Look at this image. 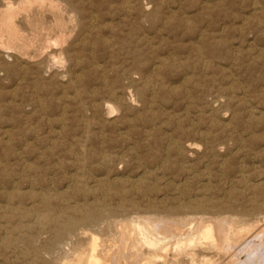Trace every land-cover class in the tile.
Segmentation results:
<instances>
[{"label":"rangeland","instance_id":"374dc122","mask_svg":"<svg viewBox=\"0 0 264 264\" xmlns=\"http://www.w3.org/2000/svg\"><path fill=\"white\" fill-rule=\"evenodd\" d=\"M68 1L69 0H57V3L64 9L65 17L68 20L69 25L66 29L65 41L61 42L62 47L60 46L61 43H59L60 45H53V53L51 56H33L28 59L29 61L27 60V63L23 60L16 63V61L12 57H9L5 54L7 56L6 57L0 51L2 53H0V206L2 205L0 207V211L1 208H4V210H2V214L5 212H9L6 210H10V212L7 214L15 215L12 223L14 230L16 226L22 223L21 226H25L23 228V234H26V232L30 235L37 234L39 231L37 232L36 228L31 229L27 225L31 226L33 222V209L39 207L38 209L42 210L41 204L43 203V205H45L46 203V205L59 211L60 206H67L69 204L75 205L76 203H81L82 201H84V199L93 202L94 200L97 201V198L99 199L103 197L106 200L109 199V202L112 201V203H115L118 202V199L120 198V193L118 194L117 192L123 190L128 191L124 194L125 198L134 197L135 199H139V196L141 195H139L137 192L140 188L154 189L155 191L152 190L151 195H156V193H158L160 196H162L165 192H169V195H175L176 192H178V190L181 188H190L192 189V191L199 190V192L208 191V188H211L215 190L218 195L224 196V194H227L230 188L234 189V194H241L240 197L245 194L244 196H247V198L253 195L257 186H262V188H264V167H262L264 166V54H262L264 53V0L263 2L262 0ZM255 1L258 3H256ZM203 3H205L204 6ZM73 6L74 9H76V12L74 11ZM203 7L206 9H203ZM77 9L79 10V12L77 11ZM261 9L263 11H261ZM80 15L82 17H80ZM49 16L50 15L48 14V18L46 20H39L38 18L33 19V24L40 22L41 26H48L49 24H51V18ZM32 17L34 18V14ZM70 17L72 19H70ZM92 19H95L94 22ZM35 20H37V22ZM255 20L257 22H255ZM261 20L263 21V23H261ZM18 21H21L20 23H23L24 28L26 27L30 29V26H28V24L26 25V22L24 20L18 19ZM112 29H114V31ZM205 32H207L208 34ZM157 33H159L160 35H158ZM74 45H76L77 47H75ZM171 48L174 49L172 50ZM138 49L141 52L138 51ZM64 51L66 54H64ZM61 54L64 56L63 58ZM75 54L76 56H74ZM259 54H261L259 57L260 59H258ZM53 55L56 56V58L58 56V59L54 58ZM251 56L252 58H250ZM44 57L45 59H43ZM60 58H62L63 60ZM204 58L206 59L204 60ZM67 59L69 62L67 61ZM159 59L161 61H158ZM252 59H257L255 61V64ZM203 60L204 63H202ZM70 63L71 66L69 67ZM144 63L145 65L147 64L145 67H143ZM183 63L185 64L183 65ZM154 65L159 66L158 68H156ZM188 65H190L191 67ZM20 66H24L23 69ZM203 66L205 67L203 68ZM42 68L44 70H42ZM158 69L160 71H158ZM231 69L232 71H230ZM25 70L29 71L26 72ZM136 74H138L140 77ZM182 78H185L186 80H183ZM58 79L59 81H57ZM104 79H106L107 82ZM252 83L254 84L251 85ZM174 85L177 88H175ZM160 87L163 88L161 89ZM243 87L246 88L243 89ZM171 88L174 90H172ZM64 89L66 91H64ZM127 89H129V93L127 92ZM182 89H184L183 93ZM188 90L190 91V93L188 92ZM132 92L135 93L132 94ZM137 92L140 96H142L140 99L139 95L136 94ZM63 93L67 96H65ZM191 94L193 96H191ZM244 94L248 99L245 98ZM90 95L91 97H89ZM134 95H137L138 98ZM111 96H113V98ZM156 97H158V99ZM147 98H149L150 100ZM38 99H40L41 101ZM76 99H78V101ZM132 99L135 100H133L132 103L130 102L128 104L127 101H130ZM228 99H230L233 103L231 101L230 103ZM123 100L127 102V105L124 104L125 106H120L118 104V101ZM137 100H139V102ZM167 101H169V103ZM107 102H111V104L114 103L115 106H118L113 111L114 113L106 108L105 105L107 104ZM237 104H239L240 107H238ZM92 105L94 107H92ZM153 105L154 108L152 109ZM185 105L187 107L186 109L184 107ZM149 106L152 107L150 108ZM138 107L140 108L138 109ZM250 107L251 110H253L252 112L250 110ZM94 108L97 110H95ZM99 108L102 110H99ZM186 111L190 112V114ZM209 111H211V114L209 113ZM261 112L263 116L261 115ZM155 113L156 115H154ZM176 117H178L182 122L179 121V119ZM111 118L113 120L110 121ZM115 120L117 122H115ZM239 120H241L242 122ZM192 121L198 122L196 124H193L194 122L192 123ZM213 123L215 126L213 125ZM197 124L198 126H196ZM178 125H181V127ZM216 127H218L219 129L217 128L216 130ZM60 128L61 135L59 134ZM139 129L142 131H140ZM199 130L201 133L204 131V133H202L201 135V133L198 132ZM232 131L233 133H231ZM88 132H90V134ZM255 132L258 135H256ZM241 133H244V135ZM215 134H217L218 136ZM251 134L252 136H250ZM167 135H169V137ZM199 136L200 138H198ZM169 138L172 140V142ZM239 140L240 142H242L240 143ZM189 141L192 143H190ZM102 143L104 146L102 145ZM177 143L185 147L188 144H192L193 148L191 150L185 151V153H183L182 155L177 154L175 148V144ZM171 144L172 146L171 148H169ZM234 146L235 148H232ZM234 150L236 151L235 154ZM84 151L86 153H84ZM212 151L215 155L211 153ZM69 152L72 158H70V156L68 155ZM75 152L79 154L77 155L75 154ZM134 152L136 153V155ZM168 153H170V155H168ZM83 154H86L87 156ZM104 154H106L105 157ZM75 155H77V157H80L77 158ZM165 155H167L168 157ZM111 156H113L114 158ZM74 157H76V159ZM97 157H99V159H102L98 161ZM229 157H231V159ZM254 157L255 159H253ZM121 158H123V160ZM128 158L130 162L128 161ZM164 160L167 162V165H164ZM3 161L6 164L3 163ZM100 161L105 163L107 166L105 164H102ZM153 162L155 164H153ZM58 163L61 167L58 165ZM111 163H114V165L112 166ZM189 163H191L192 165L190 166ZM244 163L247 165H245ZM33 164L36 166L34 167ZM66 164L69 166V168L65 166ZM101 164L104 166H102ZM219 164H222L223 167L219 168ZM241 164H244L245 166H242ZM57 165L59 168L57 167ZM100 165L104 169L102 167H99ZM26 166L28 168H26ZM109 166H111L112 168ZM144 166L147 170H145V172ZM258 167L261 168L260 171ZM186 168H188L189 170ZM111 170H113V172ZM88 171H90V173ZM241 172H244L242 176ZM245 173L247 176H245ZM72 174H74L75 176ZM81 174L85 178H82ZM87 174L88 176H86ZM157 174L159 178L157 177ZM103 175H105L104 177L107 180L104 179ZM153 175L156 177H154ZM15 177H17V179H15ZM31 177H33L34 179L36 178V181H33V178L32 180H30ZM71 177H73V179ZM244 177L247 179H245ZM167 178L170 180V182ZM5 179L8 181H6ZM127 179H129V181ZM181 179L182 181H187L186 183L188 184H184L185 182L183 183ZM148 180L150 182H148ZM12 182H14V187L12 185ZM38 182L39 184H37ZM70 182L74 185H71ZM103 182L105 183L103 184ZM134 182H136V184ZM203 182L207 184L203 186ZM32 183H34V185ZM233 183H235L237 186L235 184L232 185ZM101 184H103V186ZM157 184L159 185V187ZM32 185L34 187H32ZM98 185L101 187L99 188ZM171 185L172 187H170ZM178 185H182V187ZM189 185L191 186L189 187ZM207 185H209V187ZM118 186H120L121 189ZM133 186L135 188H132ZM174 186L178 189H173ZM83 188H85V190ZM92 188L93 190L91 191ZM29 189H33L34 194H31L32 191H30ZM55 189L57 192L55 191ZM62 189H64V191H62ZM251 189L253 190V192ZM22 190L23 193L21 192ZM66 190H68V192ZM94 190L98 193L95 194L96 192ZM103 190L107 193H105ZM109 190L110 192H108ZM47 191H51L49 192L50 194L47 193ZM133 191L135 192V194ZM60 192L64 193L61 194ZM17 193H19L20 195ZM41 196H43V198H46L45 202H42L43 199L41 198ZM92 197H94L95 199ZM7 198H9L10 200H8ZM33 203L36 204V206L34 205L31 207ZM241 203H244L243 205L246 204L243 200ZM8 204L9 206H7ZM12 204L14 209L12 208ZM28 205L29 207L27 208ZM7 207L10 208L6 209ZM11 210H13V212H11ZM23 211H25L27 216H20ZM1 218L2 217H0V226H5L6 224H8L5 221L4 217L2 219ZM4 226L0 228L1 239L3 238L4 230H2V228H4ZM14 230L13 232L15 233ZM47 230H49V233L48 231H45V229L44 231H42L43 233L40 232L41 236H39L40 238L38 237L39 240L37 244H40V242L42 243V241L52 235L50 231L51 229ZM11 235L13 234L11 233ZM17 235L18 233H15V236ZM1 243H3L2 245L4 247L1 245ZM1 243V264H13V261L14 264L31 263V259L29 260V258H26L21 253L22 246L20 244H14L12 241L8 242L10 247H12L10 251V248H7V246L5 245L7 244V242ZM12 249L15 250L13 251ZM14 252L16 254H14ZM4 261L5 263H3Z\"/></svg>","mask_w":264,"mask_h":264},{"label":"bare ground","instance_id":"6f19581e","mask_svg":"<svg viewBox=\"0 0 264 264\" xmlns=\"http://www.w3.org/2000/svg\"><path fill=\"white\" fill-rule=\"evenodd\" d=\"M67 1V0H64ZM71 1V0H69ZM68 1V2H69ZM83 1V0H82ZM253 1V0H252ZM256 2V1H255ZM263 2V0H262ZM253 3V2H252ZM258 3V2H256ZM77 4V3H76ZM75 4V5H76ZM162 4V3H161ZM168 4V3H167ZM205 3H203L204 6ZM71 5V4H70ZM207 5V4H206ZM258 5V4H257ZM261 5V4H260ZM259 5V6H260ZM167 6V5H166ZM0 51L5 55L12 57L16 63L18 61H26L33 56H51L53 53V45H58L59 43L65 41L66 29L68 27V20L65 17L64 9L57 3V0H0ZM148 7V6H147ZM262 7V6H261ZM264 7V6H263ZM72 8V7H71ZM255 8V7H254ZM74 9V6H73ZM201 9V8H200ZM203 9H206L203 7ZM257 9V8H256ZM76 9H74L75 11ZM92 10V9H91ZM147 10V9H146ZM153 10V9H152ZM255 10V9H254ZM260 10V9H259ZM79 12V10L77 9ZM204 11V10H202ZM261 11H263L261 9ZM76 12V11H75ZM84 12V11H83ZM148 12V11H147ZM255 12V11H253ZM74 13V12H73ZM86 13V12H85ZM84 13V14H85ZM34 14V18L32 17ZM49 17L51 18V24L48 26H41L40 22L37 20H46ZM80 14V13H78ZM82 14V13H81ZM143 14V13H142ZM255 14V13H253ZM258 14V13H257ZM264 14V13H263ZM95 16V15H94ZM171 16V15H170ZM173 16V15H172ZM252 16V15H251ZM80 17H82L80 15ZM143 17V15H142ZM174 17V16H173ZM184 17V16H183ZM37 23L33 24L34 20ZM84 18V17H83ZM92 18V17H91ZM159 18V16H158ZM178 18V17H177ZM181 18V17H179ZM233 18V17H232ZM248 18V17H247ZM250 18V17H249ZM20 20H24L26 25L30 26L29 28H24L23 23H20ZM70 19H72L70 17ZM96 19V18H95ZM94 19V20H95ZM164 19V18H163ZM175 19V18H174ZM186 19V18H184ZM260 19V18H259ZM85 20V19H84ZM83 20V21H84ZM93 20V19H92ZM91 20V21H92ZM93 20V22H94ZM170 20V19H167ZM180 20V19H178ZM183 20V19H182ZM73 21V20H72ZM151 21V20H150ZM153 21V20H152ZM262 21V20H261ZM70 22V21H69ZM88 22V21H86ZM166 22V20H165ZM186 22V21H185ZM239 22V21H238ZM245 22V21H244ZM254 22V21H253ZM255 22H257L255 20ZM155 23V22H154ZM184 23V22H183ZM263 23V21L261 22ZM260 23V24H261ZM81 24V23H80ZM91 24V23H90ZM94 24V23H93ZM212 24V23H211ZM86 25V24H85ZM163 25V24H162ZM100 26V25H99ZM241 26V25H240ZM95 27V26H94ZM82 28V27H81ZM80 28V29H81ZM86 28V27H85ZM92 28V27H91ZM114 28V27H113ZM224 28V27H223ZM79 29V30H80ZM93 29V28H92ZM96 29V28H95ZM100 29V28H98ZM90 30V29H89ZM114 31V29H112ZM206 30V29H205ZM204 30V31H205ZM223 30V29H222ZM159 31V29H158ZM224 31V30H223ZM226 31V30H225ZM80 32V31H79ZM91 32V31H90ZM87 33V32H86ZM201 33V32H200ZM207 33V32H205ZM204 33V34H205ZM160 35L159 33H157ZM208 34V33H207ZM242 34V33H241ZM240 34V35H241ZM253 34V33H252ZM87 35V34H86ZM130 35V34H129ZM133 35V34H132ZM146 35V34H145ZM156 35V34H155ZM226 35V34H225ZM251 35V34H250ZM68 36V35H67ZM70 36V35H69ZM134 36V35H133ZM152 36V35H151ZM154 36V35H153ZM248 36V35H247ZM216 37V36H215ZM234 37V36H233ZM106 38V37H104ZM196 38V37H195ZM200 38V37H199ZM214 38V37H213ZM144 39V38H143ZM205 39V38H204ZM228 39V38H227ZM109 40V39H106ZM135 40V37H134ZM149 40V39H147ZM202 40V39H201ZM87 41V40H86ZM203 41V40H202ZM217 41V40H216ZM220 41V40H219ZM243 41V40H242ZM241 41V42H242ZM253 41V40H252ZM91 42V41H90ZM112 42V41H111ZM153 42V41H152ZM171 42V41H170ZM192 42V41H191ZM218 42V41H217ZM251 42V41H250ZM113 43V42H112ZM140 43V42H139ZM163 43V42H162ZM222 43V41H221ZM78 44V43H77ZM91 44V43H90ZM89 44V45H90ZM146 44V43H145ZM151 44V43H150ZM60 45V44H59ZM109 45V44H108ZM114 45V44H113ZM188 45V44H187ZM193 45V44H192ZM200 45V44H198ZM62 47V43L60 45ZM64 46V44H63ZM77 47L76 45H74ZM153 46V45H152ZM151 46V47H152ZM227 46V45H226ZM252 46V45H251ZM59 47V46H57ZM110 47V46H109ZM115 47V46H114ZM162 47V46H161ZM199 47V46H197ZM250 47V46H249ZM68 48V47H67ZM66 48V50H67ZM195 48V46H194ZM254 48V47H253ZM65 49V47H64ZM78 49V48H77ZM116 49V48H115ZM114 49V50H115ZM169 49V48H167ZM172 49V48H171ZM174 49V48H173ZM172 49V50H173ZM201 49V48H200ZM204 49V48H203ZM241 49V48H240ZM250 49V48H249ZM57 50V49H54ZM192 50V48H191ZM60 51V50H59ZM83 51V50H82ZM138 51H140L138 49ZM170 51V50H169ZM228 51V50H227ZM0 52V53H1ZM58 52V51H57ZM86 52V51H85ZM141 52V51H140ZM143 52V51H142ZM172 52V51H171ZM175 52V51H174ZM1 53V54H2ZM198 53V52H197ZM200 53V52H199ZM64 54L65 51H64ZM139 54V53H138ZM142 54V53H141ZM176 54V53H175ZM206 54V53H205ZM204 54V56H205ZM235 54V53H234ZM264 54V53H262ZM5 55V56H6ZM55 55V54H54ZM53 55V56H54ZM91 55V54H90ZM193 55V54H192ZM200 55V54H199ZM202 55V54H201ZM228 55V54H227ZM230 55V54H229ZM237 55V54H236ZM255 55V54H254ZM261 54H259L258 59H260ZM6 56V57H7ZM62 58L64 57L61 54ZM67 56V55H66ZM76 56V54L74 55ZM113 56V54H112ZM111 56V57H112ZM141 56V55H140ZM207 56V55H206ZM60 57V56H59ZM192 57V56H191ZM256 57V56H255ZM56 58V56H54ZM60 58V59H62ZM130 58V57H129ZM161 58V57H160ZM176 58V57H175ZM229 58V57H228ZM252 58V56L250 57ZM7 59V58H6ZM45 59V57L43 58ZM58 59V56L57 58ZM59 59V60H60ZM133 59V58H132ZM131 59V60H132ZM142 59V58H141ZM140 59V60H141ZM166 59V58H165ZM206 58H204L205 60ZM227 59V57H226ZM63 60V59H62ZM65 60V59H64ZM85 60V59H84ZM126 60V59H125ZM130 60V59H129ZM177 60V59H175ZM204 60L202 63H204ZM210 60V59H209ZM229 60V59H228ZM253 60V59H252ZM257 59L253 60L254 64ZM13 61V60H12ZM29 61V60H28ZM39 61V60H38ZM42 61V60H41ZM56 61V60H55ZM68 61V59H67ZM158 61H161L160 59ZM166 61V60H165ZM164 61V62H165ZM261 61V60H260ZM4 62V61H3ZM66 62V61H65ZM69 62V61H68ZM72 62V61H71ZM80 62V61H79ZM78 62V63H79ZM190 62V61H189ZM200 62V61H199ZM206 62V61H205ZM105 63V62H104ZM147 63V62H146ZM210 63V61H209ZM235 63V62H233ZM31 64V63H29ZM34 64V63H33ZM40 64V63H38ZM37 64V66H38ZM64 64V63H63ZM68 64V63H66ZM65 64V66H66ZM80 64V63H79ZM130 64V63H129ZM149 64V63H148ZM156 64V63H155ZM177 64V63H176ZM185 63H183L184 65ZM11 65V64H10ZM20 65V64H19ZM22 65V63H21ZM57 65V64H56ZM98 65V64H97ZM141 65V64H140ZM139 65V66H140ZM147 65V64H146ZM144 63V66H146ZM160 65V63H159ZM159 65H154L158 68ZM171 65V64H170ZM195 65V64H193ZM215 65V64H214ZM235 65V64H234ZM9 66V65H8ZM71 66V63L69 67ZM153 66V67H154ZM190 66V65H188ZM201 66V65H200ZM255 66V65H254ZM23 67L24 66H20ZM78 67V66H77ZM150 67V66H149ZM191 67V66H190ZM198 67V65H197ZM205 66H203L204 68ZM228 67V66H227ZM231 67V66H230ZM28 68V67H26ZM68 68V67H67ZM130 68V67H129ZM162 68V67H161ZM196 68V67H195ZM25 69V68H24ZM32 69V68H30ZM49 69V68H48ZM73 69V68H72ZM155 69V68H153ZM206 69V68H205ZM204 69V70H205ZM42 70H44L42 68ZM74 70V69H73ZM121 70V69H120ZM132 70V69H131ZM162 70V69H161ZM190 70V69H189ZM199 70V69H197ZM26 72L29 70H25ZM58 71V70H57ZM63 71V70H62ZM61 71V73H62ZM81 71V70H80ZM155 71V70H153ZM158 71H160L158 69ZM223 71V69H222ZM232 71V69L230 70ZM3 72V71H2ZM23 72V70H22ZM31 72V71H30ZM56 72V71H55ZM157 72V71H155ZM215 72V71H214ZM44 73V72H43ZM69 73V72H68ZM67 73V74H68ZM134 73V72H133ZM132 73V74H133ZM193 73V72H192ZM229 73V71H228ZM22 74V73H21ZM34 74V73H33ZM54 74V73H53ZM131 74V73H129ZM152 74V73H151ZM150 74V75H151ZM186 74V73H185ZM184 74V75H185ZM188 74V73H187ZM194 74V73H193ZM201 74V73H200ZM234 74V73H233ZM232 74V75H233ZM12 75V74H11ZM55 75V74H54ZM61 75V74H60ZM64 75V73H63ZM78 75V74H77ZM83 75V74H82ZM134 75V74H133ZM139 76L138 74H136ZM153 75V74H152ZM46 76V74H45ZM49 76V75H48ZM52 76V75H51ZM56 76V75H55ZM54 76V77H55ZM80 76V75H79ZM132 76V75H131ZM130 76V77H131ZM135 76V75H134ZM212 76V75H211ZM230 76V75H228ZM262 76V75H261ZM260 76V77H261ZM75 77V76H74ZM140 77V76H139ZM152 77V76H151ZM185 77V76H183ZM81 78V77H80ZM149 78V75H148ZM155 78V77H154ZM190 78V77H189ZM263 78V77H262ZM39 79V78H38ZM140 79V78H139ZM183 79V78H182ZM185 79V78H184ZM183 79V80H184ZM209 79V78H208ZM206 79V80H208ZM240 79V78H239ZM21 80V79H20ZM61 80V79H60ZM77 80V79H76ZM82 80V79H81ZM106 80V79H104ZM112 80V79H111ZM137 80V78H136ZM175 80V79H173ZM186 80V79H185ZM213 80V79H212ZM238 80V79H236ZM255 80V79H254ZM59 81V79L57 80ZM64 81V80H63ZM166 81V80H165ZM71 82V81H70ZM69 82V83H70ZM105 82V81H104ZM107 82V80H106ZM124 82V81H123ZM187 82V81H185ZM259 82V81H257ZM64 83V82H63ZM60 83V84H63ZM66 83V82H65ZM80 83V82H79ZM154 83V82H153ZM173 83V82H172ZM184 83V82H183ZM182 83V84H183ZM105 84V83H104ZM108 84V83H107ZM118 84V83H117ZM126 84V82H125ZM180 84V83H179ZM195 84V83H194ZM209 84V83H208ZM242 84V83H240ZM252 83L251 85H253ZM257 84V83H256ZM75 85V84H74ZM77 85V84H76ZM109 85V84H108ZM120 85V84H119ZM135 85V84H134ZM138 85V84H137ZM151 85V84H150ZM154 85V84H153ZM178 85V84H177ZM232 85V84H231ZM264 85V84H263ZM66 86V85H65ZM118 86V85H117ZM156 86V84H155ZM153 86V87H155ZM245 86V85H244ZM262 86V85H261ZM63 87V86H62ZM134 87V86H133ZM151 87V86H150ZM164 87V84H163ZM162 87V88H163ZM175 87V85H174ZM173 87V88H174ZM247 87V85H246ZM246 87H243L246 88ZM101 88V87H100ZM124 88V87H123ZM122 88V89H123ZM161 88V87H160ZM161 88V89H162ZM177 88V87H175ZM241 88V87H240ZM251 88V87H250ZM67 89V88H66ZM109 89V88H108ZM107 89V90H108ZM112 89V88H111ZM153 89V88H152ZM172 89V88H171ZM242 89V90H243ZM129 89H127L128 92ZM134 90V89H133ZM154 90V89H153ZM174 90V89H172ZM177 90V89H176ZM182 89V93H183ZM255 90V89H253ZM260 90V89H259ZM262 90V89H261ZM64 91H66L64 89ZM79 91V90H78ZM234 91V90H233ZM77 92V90H76ZM75 92V93H76ZM156 92V91H154ZM172 92V91H171ZM175 92V91H174ZM190 93V91L188 90ZM187 92V93H188ZM40 93V92H39ZM65 93V92H64ZM63 93V94H64ZM71 93V92H70ZM126 93V92H125ZM129 93V92H128ZM135 92H132L134 94ZM173 93V92H172ZM171 93V94H172ZM176 93V92H175ZM185 93V94H187ZM66 94V93H65ZM64 94V95H65ZM68 94V93H67ZM118 94V93H117ZM139 95V93H136ZM153 94V93H151ZM179 94V93H178ZM226 94V93H225ZM229 94V93H228ZM73 95V94H72ZM134 95V96H137ZM173 95V94H172ZM242 95V94H241ZM67 96V95H65ZM69 96V95H68ZM131 96V95H130ZM191 96H193L191 94ZM190 96V100H191ZM227 96V95H226ZM245 96V94H244ZM91 97V95L89 96ZM113 98V96H111ZM110 97V98H111ZM119 97V96H118ZM129 97V96H127ZM142 96L139 95V99ZM172 97V96H171ZM186 97V96H185ZM225 97V96H224ZM70 98V97H68ZM75 98V97H74ZM124 98V97H123ZM133 98V96H132ZM138 98V96H137ZM153 98V97H152ZM158 99V97H156ZM246 98V96H245ZM41 99V98H40ZM38 99V100H40ZM81 99V97H80ZM99 99V98H97ZM121 99V98H120ZM131 99V98H129ZM149 99V98H147ZM156 99V100H157ZM243 99V98H242ZM248 99V98H246ZM255 99V98H254ZM78 101V99H76ZM132 99L127 101L128 104L133 102ZM150 100V99H149ZM188 100V99H187ZM229 102L231 101L228 99ZM41 101V100H40ZM43 101V100H42ZM88 101V100H87ZM139 102V100H137ZM143 101V100H142ZM154 101V100H153ZM76 102V101H75ZM100 102V101H98ZM126 101H118L120 106L126 104ZM155 102V101H154ZM169 103V101H167ZM213 102V101H212ZM232 102V101H231ZM230 102V103H231ZM247 102V101H246ZM251 102V101H250ZM257 102V101H256ZM39 103V102H38ZM41 103V102H40ZM88 103V102H87ZM103 103V102H102ZM101 103V104H102ZM105 103V102H104ZM144 103V102H143ZM167 103V104H168ZM175 103V102H174ZM192 103V102H191ZM189 103V104H191ZM233 103V102H232ZM235 103V102H234ZM249 103V102H248ZM42 104V103H41ZM92 104V103H91ZM116 104V103H115ZM146 104V103H145ZM151 104V103H150ZM155 104V103H154ZM159 104V103H158ZM166 104V103H165ZM251 104V103H250ZM69 105V104H68ZM84 105V104H83ZM96 105V104H95ZM135 105V104H134ZM228 105V104H227ZM238 107L239 104H237ZM77 106V105H76ZM87 106V105H86ZM98 106V105H97ZM106 108L113 112L117 105L114 103L107 102L105 105ZM125 106V105H124ZM142 106V104H141ZM145 106V105H144ZM162 106V105H161ZM196 106V105H195ZM249 106V105H248ZM65 107V106H64ZM63 107V108H64ZM78 107V106H77ZM92 107H94L92 105ZM130 107V106H129ZM134 107V106H133ZM150 107V106H149ZM152 107V106H151ZM150 107V108H151ZM163 107V106H162ZM166 107V106H165ZM187 108L186 105L184 106ZM231 107V106H229ZM89 108V106H88ZM96 108V107H95ZM94 108V109H95ZM121 108V107H120ZM123 108V107H122ZM140 107H138L139 109ZM154 108V105L152 109ZM175 108V107H174ZM215 108V107H214ZM92 109V108H91ZM125 109V108H124ZM129 109V108H128ZM189 109V108H188ZM239 109V108H238ZM83 110V109H82ZM97 110V109H95ZM99 110H102L99 108ZM142 110V108H141ZM163 110V109H162ZM251 110V107H250ZM262 110V109H261ZM93 111V110H92ZM118 111V109H117ZM168 111V110H166ZM200 111V110H199ZM202 111V110H201ZM217 111V110H216ZM253 110H251L252 112ZM96 112V111H95ZM99 112V111H98ZM162 112V111H161ZM188 112V111H186ZM193 112V111H192ZM211 111H209L210 113ZM223 112V111H222ZM228 112V111H227ZM226 112V113H227ZM250 112V111H249ZM250 112V113H251ZM88 113V112H87ZM86 113V114H87ZM110 113V112H109ZM114 113V112H113ZM119 113V111H118ZM128 113V112H127ZM164 113V111H163ZM166 113V112H165ZM190 114V112H188ZM198 113V112H197ZM196 113V114H197ZM207 113V112H206ZM224 113V112H223ZM222 113V114H223ZM238 113V112H237ZM240 113V112H239ZM244 113V112H243ZM102 114V113H101ZM126 114V113H125ZM140 114V113H139ZM158 114V113H157ZM178 114V113H177ZM194 114V113H193ZM208 114V113H207ZM211 114V113H210ZM257 114V113H256ZM97 115V114H96ZM114 115V114H113ZM129 115V114H128ZM127 115V116H128ZM156 115V113L154 114ZM203 115V113H202ZM261 115L263 116L262 112ZM98 116V115H97ZM111 116V115H109ZM132 116V115H131ZM185 116V115H184ZM190 116V115H189ZM188 116V117H189ZM192 116V115H191ZM234 116V114H233ZM258 116V115H256ZM99 117V116H98ZM114 117V116H113ZM117 117V116H115ZM146 117V116H145ZM144 117V118H145ZM170 117V116H169ZM209 117V116H208ZM121 118V117H120ZM136 118V117H135ZM178 118V117H176ZM191 118V117H190ZM200 118V116H199ZM213 118V117H212ZM218 118V117H217ZM260 118V117H259ZM83 119V118H81ZM86 119V118H85ZM84 119V121H85ZM91 119V118H88ZM129 119V118H128ZM133 119V118H132ZM179 119V118H178ZM219 119V118H218ZM253 119V118H252ZM261 119V118H260ZM259 119V120H260ZM99 120V119H98ZM113 120L112 118L110 121ZM177 120V119H176ZM214 120V119H213ZM220 120V119H219ZM226 120V119H225ZM231 120V118H230ZM88 121V120H87ZM145 121V120H144ZM147 121V119H146ZM159 121V120H158ZM161 121V120H160ZM179 121H181L179 119ZM178 121V123H179ZM209 121V120H208ZM223 121V120H222ZM241 121V120H239ZM247 121V120H246ZM115 122H117L115 120ZM130 122V121H129ZM134 122V121H133ZM177 122V121H176ZM182 122V121H181ZM191 122V119H190ZM194 121H192L193 123ZM198 122V121H197ZM194 122L193 124H196ZM201 122V121H200ZM218 122V120H217ZM220 122V121H219ZM242 122V121H241ZM84 123V122H83ZM87 123V122H85ZM93 123V122H92ZM104 123V122H103ZM102 123V124H103ZM167 123V122H166ZM207 123V122H206ZM249 123V122H248ZM260 123V122H259ZM90 124V123H89ZM135 124V123H133ZM132 124V125H133ZM216 124V123H215ZM231 124V123H230ZM235 124V123H234ZM88 125V124H86ZM95 125V124H94ZM106 125V124H105ZM104 125V126H105ZM214 125V123H213ZM212 125V126H213ZM220 125V123H219ZM224 125V124H222ZM239 125V124H238ZM62 126V125H61ZM64 126V125H63ZM92 126V125H91ZM99 126V125H98ZM130 126V125H129ZM142 126V125H141ZM165 126V125H163ZM170 126V125H169ZM168 126V127H169ZM181 127V125H178ZM198 126V124L196 125ZM195 126V127H196ZM215 126V125H214ZM235 126V125H234ZM257 126V125H256ZM67 127V126H66ZM90 127V126H89ZM107 127V126H106ZM139 127V126H137ZM156 127V126H155ZM154 127V128H155ZM161 127V126H160ZM194 127V128H195ZM201 127V126H200ZM199 127V129H200ZM224 127V126H223ZM233 127V126H232ZM237 127V126H236ZM93 128V127H92ZM121 128V127H119ZM165 128V127H164ZM172 128V127H171ZM197 128V127H196ZM218 127H216L217 130ZM137 129V128H136ZM179 129V128H178ZM177 129V130H178ZM203 129V128H202ZM219 129V128H218ZM243 129V128H242ZM54 130V129H53ZM101 130V129H100ZM140 130V129H139ZM149 130V129H148ZM166 130V129H165ZM187 130V129H186ZM251 130V129H250ZM249 130V131H250ZM63 131V130H62ZM122 131V130H121ZM120 131V132H121ZM124 131V130H123ZM127 131V130H126ZM142 131V130H140ZM156 131V129H155ZM172 131V130H171ZM240 131V130H239ZM9 132V131H8ZM61 128L59 134L61 135ZM99 132V130H98ZM102 132V131H101ZM146 132V131H145ZM164 132V131H163ZM181 132V131H180ZM199 133L200 130L198 131ZM207 132V131H206ZM263 132V131H262ZM90 134V132H88ZM150 133V132H149ZM154 133V132H153ZM171 133V132H170ZM190 133V132H189ZM194 133V132H193ZM198 133V134H199ZM204 133V131L202 132ZM201 133V135H202ZM219 133V132H218ZM217 133V134H218ZM233 133V131L231 132ZM256 133V132H255ZM254 133V134H255ZM83 134V133H82ZM92 134V133H91ZM207 134V133H206ZM209 134V133H208ZM215 134V135H217ZM236 134V133H235ZM244 135V133H241ZM262 134V133H261ZM171 135V134H170ZM211 135V134H210ZM256 135H258L256 133ZM263 135V134H262ZM101 136V135H100ZM145 136V135H144ZM169 137V135H167ZM173 136V135H172ZM186 136V135H185ZM191 136V135H190ZM204 136V134H203ZM213 136V135H212ZM211 136V137H212ZM218 136V135H217ZM216 136V137H217ZM252 136V134L250 135ZM255 136V135H254ZM129 137V136H128ZM163 137V136H162ZM174 137V136H173ZM202 137V136H201ZM234 137V136H233ZM243 137V136H242ZM246 137V135H245ZM263 137V136H262ZM106 138V137H105ZM109 138V137H108ZM184 138V137H183ZM200 138V136L198 137ZM203 138V137H202ZM220 138V135H219ZM222 138V135H221ZM229 138V137H228ZM89 139V138H88ZM87 139V140H88ZM145 139V138H144ZM165 139V138H164ZM170 139V138H169ZM177 139V138H176ZM210 139V138H209ZM216 139V138H215ZM244 139V138H243ZM81 140V138H80ZM83 140V139H82ZM102 140V139H101ZM99 140V141H101ZM105 140V139H103ZM171 140V139H170ZM175 140V139H174ZM190 140V139H189ZM214 140V139H213ZM212 140V141H213ZM217 140V139H216ZM235 140V139H234ZM233 140V141H234ZM246 140V139H245ZM244 140V141H245ZM252 140V139H251ZM64 141V140H63ZM62 141V142H63ZM89 141V140H88ZM93 141V140H92ZM131 141V140H130ZM153 141V140H152ZM191 141V140H190ZM189 141V142H190ZM196 141V140H194ZM207 141V140H206ZM117 142V141H116ZM129 142V141H128ZM165 142V141H164ZM163 142V143H164ZM170 142V141H169ZM172 142V140H171ZM170 142V143H171ZM179 142V141H178ZM185 142V141H184ZM188 142V141H187ZM199 142V141H197ZM210 142V141H209ZM240 142V140H239ZM242 142V141H241ZM240 142V143H241ZM89 143V142H88ZM94 143V142H93ZM115 143V142H114ZM135 143V142H133ZM176 143V141H175ZM180 143V142H179ZM192 143V142H190ZM219 143V142H218ZM233 143V142H232ZM235 143V142H234ZM28 144V143H26ZM30 144V143H29ZM69 144V143H68ZM137 144V143H136ZM135 144V145H136ZM159 144V143H158ZM173 144V143H172ZM172 144L169 148H171ZM201 144V143H200ZM211 144V143H210ZM230 144V143H229ZM255 144V143H254ZM8 145V144H7ZM35 145V144H34ZM73 145V144H72ZM87 145V144H86ZM103 145V143H102ZM114 145V144H113ZM129 145V144H127ZM132 145V144H131ZM204 145V144H203ZM235 145V144H234ZM243 145V144H242ZM241 145V146H242ZM247 145V144H246ZM51 146V145H50ZM69 146V145H68ZM104 146V145H103ZM109 146V145H108ZM112 146V145H111ZM133 146V145H132ZM169 146V145H168ZM174 146V145H173ZM207 146V143H206ZM209 146V145H208ZM226 146V145H225ZM262 146V145H261ZM27 147V146H26ZM84 147V146H83ZM152 147V146H151ZM161 147V146H159ZM53 148V147H52ZM73 148V147H72ZM75 148V147H74ZM85 148V147H84ZM87 148V147H86ZM109 148V147H108ZM136 148V147H135ZM134 148V149H135ZM168 148V149H169ZM177 154H183L187 150L193 148L192 144H188L186 147L180 144H175ZM232 148H235L232 147ZM92 149V148H91ZM204 149V148H203ZM207 149V147H206ZM229 149V148H228ZM86 150V149H85ZM109 150V149H108ZM197 150V149H196ZM225 150V149H224ZM241 150V149H240ZM250 150V149H248ZM22 151V150H21ZM83 151V150H81ZM135 151V150H134ZM145 151V150H144ZM194 151V150H193ZM206 151V150H205ZM211 151V150H210ZM220 151V150H219ZM228 151V150H226ZM235 151V150H234ZM238 151V149H237ZM244 151V150H243ZM247 151V150H246ZM73 152V151H72ZM169 152V151H168ZM191 152V151H190ZM195 152V151H194ZM224 152V151H223ZM20 153V152H19ZM84 153H86L84 151ZM135 153V152H134ZM138 153V152H137ZM211 153L214 154L212 151ZM236 151L234 152V154ZM254 153V152H253ZM263 153V152H262ZM25 154V153H24ZM72 154V153H71ZM75 154H77L75 152ZM79 154V153H78ZM77 154V155H78ZM110 154V153H109ZM127 154V153H126ZM132 154V152H131ZM189 154V153H188ZM223 154V153H222ZM233 154V153H232ZM18 155V154H17ZM70 156V152L68 154ZM77 155H75L77 157ZM81 155V153H80ZM86 155V154H83ZM95 155V153H94ZM97 155V154H96ZM106 154H104L105 157ZM130 155V154H129ZM134 155V154H133ZM136 155V153H135ZM138 155V154H137ZM158 155V154H157ZM170 155V153H168ZM197 155V152H196ZM215 155V154H214ZM213 155V157H214ZM231 155V154H230ZM229 155V156H230ZM246 155V154H245ZM87 156V155H86ZM124 156V155H123ZM122 156V157H123ZM167 156V155H165ZM204 156V155H203ZM19 157V156H18ZM23 157V156H22ZM48 157V156H47ZM76 157H74L76 159ZM78 156L77 158H79ZM103 157V156H100ZM113 157V156H111ZM132 157V156H131ZM135 157V156H134ZM168 157V156H167ZM182 157V156H181ZM184 157V156H183ZM191 157V156H190ZM212 157V156H211ZM258 157V156H257ZM26 158V157H25ZM69 158V157H67ZM72 158V156H70ZM96 158V157H95ZM98 161L102 158L99 159ZM114 158V157H113ZM138 158V157H137ZM160 158V157H159ZM166 158V157H165ZM194 158V157H193ZM231 159V157H229ZM228 158V159H229ZM105 159V158H104ZM123 160V158H121ZM125 159V158H124ZM153 159V158H152ZM212 159V158H210ZM226 159V158H225ZM242 159V158H241ZM255 159V157L253 158ZM30 160V159H29ZM94 160V159H93ZM106 160V159H105ZM167 160V159H166ZM245 160V159H244ZM241 160V161H244ZM82 161V160H81ZM104 161V160H103ZM114 161V160H112ZM129 161V158H128ZM138 161V160H137ZM140 161V159H139ZM150 161V160H149ZM157 161V160H156ZM160 161V160H159ZM165 161V160H164ZM192 161V160H191ZM240 161V162H241ZM67 162V161H65ZM78 162V161H77ZM83 162V161H82ZM96 162V161H95ZM102 164V161H100ZM105 162V161H104ZM111 162V160H110ZM109 162V163H110ZM130 162V161H129ZM155 162V161H154ZM153 162V164H155ZM207 162V161H206ZM225 162V161H224ZM2 163V162H1ZM3 163H5L3 161ZM27 163V162H26ZM29 163V162H28ZM32 163V162H31ZM34 163V162H33ZM79 163V162H78ZM97 163V162H96ZM164 163V162H163ZM167 162L165 161L164 165ZM185 163V162H184ZM188 163V162H187ZM212 163V162H211ZM251 163V162H250ZM255 163V162H254ZM259 163V162H258ZM6 164V163H5ZM19 164V163H18ZM57 164V163H56ZM71 164V163H70ZM101 164V165H102ZM120 164V163H119ZM118 164V165H119ZM124 164V163H123ZM139 164V163H138ZM151 164V163H149ZM179 164V163H178ZM190 166L192 165L189 163ZM239 164V163H238ZM245 164V163H244ZM242 166H245V165ZM30 165V164H29ZM59 165V163H58ZM57 165V167H58ZM72 165V164H71ZM96 165V164H95ZM94 165V166H95ZM99 167H102V166ZM106 165V164H105ZM113 166L114 163H111ZM122 165V163H121ZM126 165V164H125ZM159 165V164H158ZM169 165V164H168ZM206 165V164H205ZM211 165V164H210ZM256 165V164H255ZM259 165V164H258ZM6 166V165H4ZM35 167L36 165L33 164ZM60 166V165H59ZM69 168V166L66 164ZM107 166V165H106ZM250 166V165H249ZM248 166V167H249ZM262 166V165H261ZM61 167V166H60ZM71 167V166H70ZM96 167V166H95ZM111 167V166H109ZM121 167V166H120ZM124 167V166H123ZM138 167V166H135ZM165 167V166H164ZM184 167V166H183ZM193 167V166H192ZM222 168V164H219V168ZM260 167V166H259ZM258 167V168H259ZM264 167V166H262ZM15 168V167H14ZM22 168V167H21ZM26 168H28L26 166ZM59 168V167H58ZM88 168V167H86ZM85 168V170H86ZM103 168V167H102ZM112 168V167H111ZM117 168V167H116ZM145 168V166H144ZM160 168V167H159ZM182 168V165H181ZM194 168V167H193ZM203 168V167H202ZM206 168V166H205ZM210 168V167H209ZM238 168V167H237ZM245 168V167H241ZM253 168V167H252ZM257 168V167H256ZM30 169V168H29ZM28 169V170H29ZM95 169V168H94ZM101 169V168H100ZM99 169V170H100ZM104 169V168H103ZM134 169V168H133ZM154 169V168H153ZM188 169V168H186ZM261 168H259L260 171ZM22 170V169H21ZM84 170V173H85ZM90 170V169H89ZM96 170V169H95ZM146 168L144 169L145 172ZM149 170V169H148ZM152 170V169H151ZM161 170V169H158ZM189 170V169H188ZM208 170V169H207ZM245 170V169H244ZM247 170V169H246ZM258 170V169H257ZM263 170V169H262ZM9 171V170H7ZM110 171V170H109ZM113 172V170H111ZM147 171V170H146ZM196 171V170H195ZM209 171V170H208ZM207 171V172H208ZM238 171V169H237ZM241 171V170H240ZM29 172V171H28ZM66 172V171H65ZM75 172V171H73ZM90 173V171H88ZM152 172V171H150ZM149 172V173H150ZM206 172V173H207ZM213 172V171H212ZM24 173V172H23ZM56 173V172H55ZM70 173V172H69ZM137 173V172H136ZM147 173V172H146ZM197 173V172H196ZM215 173V172H214ZM242 173V172H241ZM244 173V172H243ZM241 174V176L243 175ZM259 173V172H258ZM26 174V173H25ZM30 174V173H29ZM75 174V173H74ZM72 174V175H74ZM93 174V173H92ZM105 174V173H103ZM110 174V173H109ZM129 174V173H128ZM143 174V173H142ZM187 174V173H186ZM222 174V173H221ZM257 174V173H256ZM261 174V173H260ZM18 175V174H17ZM27 175V174H26ZM82 175V174H81ZM111 175V174H110ZM109 175V176H110ZM34 176V175H33ZM75 176V175H74ZM73 176V177H74ZM88 176V174L86 175ZM105 175H103L104 177ZM124 176V175H123ZM137 176V175H136ZM141 176V175H140ZM145 176V175H144ZM154 176V175H153ZM191 176V175H188ZM196 176V175H195ZM210 176V175H209ZM222 176V175H221ZM245 176L246 173H245ZM73 177H71L73 179ZM93 177V176H92ZM116 177V175H115ZM114 177V179H115ZM121 177V175H120ZM135 177V176H134ZM156 177V176H154ZM158 177V174H157ZM187 177V176H186ZM194 177V176H193ZM191 177V178H193ZM213 177V176H212ZM210 177V178H212ZM224 177V176H223ZM222 177V178H223ZM226 177V175H225ZM3 178V177H2ZM7 178V177H6ZM31 177L30 180H32ZM54 178V177H53ZM67 178V177H66ZM75 178V177H74ZM81 178V177H80ZM82 178L83 177L82 175ZM87 178V177H86ZM96 178V177H95ZM94 178V179H95ZM108 178V177H107ZM125 178V177H124ZM123 178V179H124ZM132 178V177H130ZM159 178V177H158ZM161 178V177H160ZM172 178V177H170ZM185 178V177H184ZM209 178V179H210ZM245 178V177H244ZM253 178V177H252ZM11 179V178H10ZM17 179V177H15ZM36 179V178H35ZM33 178V181L35 180ZM64 179V178H63ZM100 179V178H99ZM104 179H106L104 177ZM117 179V178H116ZM126 179V178H125ZM124 179V180H125ZM137 179V178H136ZM139 179V177H138ZM137 179V180H138ZM168 179V178H167ZM166 179V180H167ZM195 179V178H194ZM229 179V178H228ZM236 179V178H235ZM240 179V178H239ZM247 179V178H245ZM6 180V179H5ZM14 180V179H13ZM56 180V179H55ZM75 180V179H74ZM73 180V181H74ZM78 180V179H77ZM98 180V178H97ZM103 180V179H102ZM107 180V179H106ZM121 180V179H120ZM129 181V179H127ZM147 180V179H146ZM158 180V179H155ZM169 180V179H168ZM172 180V179H171ZM8 181V180H6ZM32 181V182H33ZM36 181V180H35ZM42 181V180H41ZM50 181V180H49ZM96 181V180H95ZM111 181V180H109ZM135 181V180H134ZM140 181V179H139ZM175 181V180H174ZM177 181V180H176ZM182 181V179H181ZM191 181V180H190ZM189 181V182H190ZM203 181V180H202ZM201 181V183H202ZM208 181V180H207ZM206 181V182H207ZM212 181V180H211ZM254 181V180H253ZM258 181V180H257ZM264 181V180H263ZM16 182V181H15ZM27 182V181H26ZM53 182V181H52ZM50 182V183H52ZM78 182V181H77ZM106 182V181H105ZM103 182V184L105 183ZM114 182V181H113ZM148 182H150L148 180ZM170 182V180H169ZM173 182V181H172ZM184 184L187 181H182ZM192 182V181H191ZM205 182V180H204ZM203 182V183H204ZM210 182V181H209ZM229 182V181H228ZM255 182V181H254ZM10 183V180H9ZM14 182L12 185L14 187ZM28 183V182H27ZM47 183V182H46ZM56 183V182H55ZM58 183V181H57ZM63 183V182H62ZM65 183V182H64ZM67 183V182H66ZM100 183V181H99ZM98 183V184H99ZM112 183V182H111ZM136 184V182H134ZM133 183V184H134ZM158 183V182H157ZM165 183V182H163ZM175 183V182H174ZM170 183V184H174ZM180 183V182H178ZM177 183V184H178ZM211 183V182H210ZM209 183V185H210ZM226 183V182H225ZM230 183V182H229ZM228 183V184H229ZM261 183V181H260ZM259 183V184H260ZM3 184V183H1ZM31 184V183H30ZM34 185V183H32ZM39 184V182L37 183ZM60 184V183H59ZM71 184V182H70ZM92 184V183H91ZM103 184H101L103 186ZM115 184V183H114ZM156 184V183H154ZM176 184V185H177ZM207 184L204 183L203 186ZM233 183L232 185H234ZM249 184V183H248ZM247 184V185H248ZM254 184V183H253ZM256 184V182H255ZM19 185V184H18ZM24 185V183H23ZM29 185V184H28ZM32 185V187H34ZM63 185V184H61ZM69 185V184H68ZM74 185V184H71ZM89 185V184H88ZM116 185V184H115ZM119 185V184H118ZM158 185V184H157ZM175 185V186H176ZM209 185H207L209 187ZM236 185V184H235ZM257 185V184H256ZM51 186V185H50ZM55 186V185H53ZM77 186V185H76ZM87 186V185H86ZM94 186V185H93ZM99 186V185H98ZM110 186V185H109ZM135 186V185H134ZM132 188H135V187ZM155 186V185H154ZM163 186V185H162ZM173 189H178V188ZM180 186V185H178ZM184 186V185H183ZM187 186V185H186ZM191 185H189L190 187ZM237 186V185H236ZM255 186V185H254ZM26 187V186H25ZM24 187V188H25ZM72 187V186H71ZM101 186H99L100 188ZM120 188V186H118ZM150 187V186H149ZM159 187V185H158ZM172 187V185L170 186ZM177 187V186H176ZM182 187V185L180 186ZM185 187V186H184ZM18 188V187H17ZM16 188V189H17ZM45 188V187H44ZM56 188V187H55ZM73 188V187H72ZM86 188V187H85ZM85 188H83L85 190ZM96 188V187H94ZM131 188V189H132ZM140 188V187H139ZM153 188V186H152ZM14 189V188H13ZM66 189V187H65ZM88 189V187H87ZM90 189V188H89ZM121 189V188H120ZM195 189V188H194ZM11 190V189H10ZM18 190V189H17ZM26 190V189H24ZM30 190V189H29ZM42 190V189H41ZM45 190V189H44ZM83 190V191H84ZM93 188L91 189V191ZM99 190V189H98ZM133 190V189H132ZM136 190V189H135ZM155 191L154 189L140 188L137 192L139 199L134 197L125 198V193L127 190L118 191L120 193V198L118 202L112 203L106 200L105 198H97V201L94 200L90 202L87 199H84L81 203H76L75 205L60 206L59 211L46 205H42V210L38 208L33 209V222L31 226L27 225L31 229L36 228L37 234H23V228L25 226L18 225L13 229L12 223L15 215L7 214L10 210H6L10 207H7L5 212L1 214L0 217H4L5 221L8 223L2 228L3 238L1 242H7L5 244L7 248H11L8 242H13L14 244H20L22 246L21 253L26 257L31 259L30 264H264V188L262 186H257L255 192L249 198L245 197L243 194L240 195L234 194V189H230L225 193L224 196H220L217 192L211 188H208V191H192L190 188H181L176 192L175 195H169V192H165L162 196L158 193L156 195H151V192ZM252 190V189H251ZM16 191V190H13ZM30 191L33 193V189ZM40 191V190H39ZM38 191V192H39ZM56 191V189H55ZM61 191V190H60ZM64 191V189H62ZM68 192V190H66ZM82 191V192H83ZM90 191V190H89ZM88 191V192H89ZM95 191V190H94ZM104 191V190H103ZM112 191V190H111ZM11 192V191H9ZM8 192V193H9ZM23 193V190L21 191ZM28 192V191H27ZM51 192V191H49ZM47 191V193H49ZM57 192V191H56ZM59 192V191H58ZM85 192V191H84ZM96 192V191H95ZM107 193L106 191H104ZM102 192V193H104ZM110 192V190L108 191ZM134 192V191H133ZM196 192V193H195ZM199 192V193H198ZM253 192V190H252ZM43 193V192H41ZM61 193V192H60ZM64 193V192H62ZM61 193V194H62ZM93 193V192H91ZM90 193V195H91ZM96 192L95 194H97ZM113 193V192H112ZM110 193V194H112ZM172 193V192H171ZM1 194V193H0ZM19 194V193H17ZM26 194V193H25ZM34 194V193H33ZM46 194V192H45ZM50 194V193H49ZM48 194V196H49ZM85 194V193H84ZM135 194V192H134ZM7 195V194H4ZM10 195V194H9ZM20 195V194H19ZM36 195V194H35ZM94 195V194H92ZM34 196V195H33ZM47 196V195H46ZM45 196V197H46ZM66 196V195H65ZM135 196V195H134ZM12 197V196H11ZM64 197V196H63ZM91 197V196H90ZM89 197V198H90ZM97 197V196H96ZM105 197V196H104ZM109 197V196H108ZM111 197V196H110ZM262 197V198H260ZM42 202L46 201V198L41 196ZM57 198V197H56ZM66 198V197H65ZM64 198V199H65ZM68 198V197H67ZM94 198V197H92ZM10 200L9 198H7ZM20 199V198H19ZM40 199V197H39ZM60 199V198H59ZM76 199V198H75ZM95 199V198H94ZM111 199V198H110ZM3 200V198H2ZM52 200V199H51ZM62 200V199H61ZM66 200V199H65ZM77 200V199H76ZM92 200V199H91ZM113 200V199H112ZM242 200L246 203H241ZM49 201V200H47ZM3 202V201H2ZM12 202V200H11ZM33 202V201H32ZM35 202V201H34ZM41 202V200H40ZM39 202V203H40ZM68 202V201H67ZM7 203V202H5ZM21 203V202H20ZM14 204V203H13ZM12 204V208H13ZM19 204V203H18ZM30 204V203H29ZM38 204V203H37ZM61 204V203H60ZM5 205V204H4ZM24 205V203H23ZM36 206L33 203L32 206ZM2 206V205H1ZM0 206V207H1ZM9 206V204L7 205ZM19 206V205H18ZM17 206V207H18ZM16 207V206H14ZM29 205L27 206V208ZM41 207V206H40ZM14 209V208H13ZM16 210V209H15ZM14 210V211H15ZM13 212V210H11ZM29 214V213H27ZM262 216H261V215ZM20 216H27L25 211H23ZM1 218V219H2ZM18 219V218H17ZM22 219V218H21ZM28 219V218H27ZM31 220V219H30ZM2 221V220H1ZM18 221V220H17ZM21 221V220H20ZM19 221V222H20ZM23 222V221H22ZM30 222V221H29ZM3 223V222H2ZM26 225V221H25ZM0 226V228L2 227ZM12 228V229H11ZM18 228V229H16ZM22 228V229H21ZM48 231L51 229L52 235L37 244L38 237L41 236L40 232ZM18 233L15 236V233ZM27 231V230H26ZM33 232V231H32ZM11 233L14 235H11ZM47 233V234H48ZM40 238V237H39ZM0 242V243H1ZM3 243H1L2 245ZM3 246V245H2ZM15 246V245H14ZM4 247V246H3ZM17 247V245H16ZM20 248V247H18ZM1 249V248H0ZM3 249V248H2ZM13 250V249H12ZM15 250V249H14ZM13 250V251H14ZM2 251V250H1ZM7 251V250H6ZM12 251V252H13ZM9 252V251H8ZM18 252V250H17ZM20 252V251H19ZM2 253V252H1ZM11 253V252H10ZM20 253V254H21ZM14 254H16L14 252ZM18 254V253H17ZM6 255V254H5ZM8 255V254H7ZM23 256V257H24ZM1 257V256H0ZM24 257V258H25ZM8 258V257H7ZM6 258V259H7ZM20 258V257H19ZM25 258V259H26ZM2 259V257H1ZM17 259V258H16ZM11 260V259H10ZM9 260V261H10ZM15 260V258H14ZM1 261V260H0ZM2 262V261H1ZM17 262V261H16ZM5 263V261L3 262ZM12 263V262H10ZM21 263V262H20ZM27 263V262H26ZM1 264V263H0ZM14 264V261H13ZM17 264V263H16ZM28 264V263H27Z\"/></svg>","mask_w":264,"mask_h":264}]
</instances>
